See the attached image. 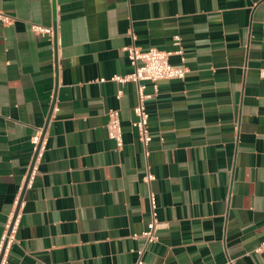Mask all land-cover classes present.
I'll list each match as a JSON object with an SVG mask.
<instances>
[{
	"label": "crops",
	"instance_id": "crops-1",
	"mask_svg": "<svg viewBox=\"0 0 264 264\" xmlns=\"http://www.w3.org/2000/svg\"><path fill=\"white\" fill-rule=\"evenodd\" d=\"M0 10L13 18L0 22V243L18 213L3 264H133L140 249L145 264H264V0H0ZM130 45L188 70L146 102L147 146L133 125L137 84L113 80L133 71ZM151 193L161 227L147 244Z\"/></svg>",
	"mask_w": 264,
	"mask_h": 264
},
{
	"label": "built area",
	"instance_id": "built-area-1",
	"mask_svg": "<svg viewBox=\"0 0 264 264\" xmlns=\"http://www.w3.org/2000/svg\"><path fill=\"white\" fill-rule=\"evenodd\" d=\"M0 22L4 25H9L13 22V18L0 10ZM33 29L39 33L51 34V28H44L40 26H33ZM176 43L179 44L180 38L176 37ZM128 59L133 68V71L127 76H116L114 81L124 84L133 81L138 86V104L135 107V114L137 120L133 123L134 127L138 130V139L147 146L152 141V135L149 130V113L147 111L146 102L153 98L159 92L158 83L166 80L184 79L188 72L184 66H174L170 63V56L172 53L159 50L157 48H150L142 50L136 45H130L125 48ZM181 53V51H180ZM147 83L153 87V94L146 93ZM118 96H121L119 92ZM108 136L116 142L117 148H122L123 141V128L121 124L120 114L118 110H110L109 122L107 125ZM32 144L35 150V161L39 160L45 151V141L43 135L39 132L32 138ZM31 176V175H30ZM154 177L148 175L146 180L150 182ZM29 181V177L27 179ZM151 205V219L148 228L143 232L142 236L145 238L147 244L155 243L158 241V230L161 227V222L157 214V202L154 194L149 195ZM16 221L12 220L6 226V232L3 235L0 243V264L5 262V253L14 241V230ZM264 251V243L256 249L257 253ZM144 249L137 251V259L133 264H145L143 261Z\"/></svg>",
	"mask_w": 264,
	"mask_h": 264
},
{
	"label": "water",
	"instance_id": "water-1",
	"mask_svg": "<svg viewBox=\"0 0 264 264\" xmlns=\"http://www.w3.org/2000/svg\"><path fill=\"white\" fill-rule=\"evenodd\" d=\"M27 184H28V182H26V184H25V186H24V189H23V192H22L21 198H20V200H19L18 207H19L20 204H21V201H22V198H23V194H24V191H25V189H26V187H27ZM17 215H18V213L15 214V216H14V218H13V223L16 221Z\"/></svg>",
	"mask_w": 264,
	"mask_h": 264
}]
</instances>
